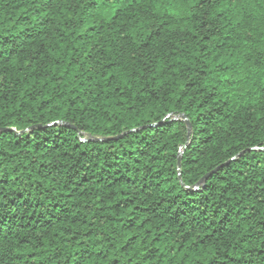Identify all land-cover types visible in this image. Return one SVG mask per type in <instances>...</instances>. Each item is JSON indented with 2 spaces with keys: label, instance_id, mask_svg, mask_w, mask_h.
<instances>
[{
  "label": "trees",
  "instance_id": "16d2710c",
  "mask_svg": "<svg viewBox=\"0 0 264 264\" xmlns=\"http://www.w3.org/2000/svg\"><path fill=\"white\" fill-rule=\"evenodd\" d=\"M254 148L264 0H0V264H264Z\"/></svg>",
  "mask_w": 264,
  "mask_h": 264
},
{
  "label": "water",
  "instance_id": "95a60500",
  "mask_svg": "<svg viewBox=\"0 0 264 264\" xmlns=\"http://www.w3.org/2000/svg\"><path fill=\"white\" fill-rule=\"evenodd\" d=\"M183 120H184V122H185V125H186V128H187V131H188V134H189V132H190V125H189V123H188V121L186 120V118L185 117H183ZM50 126H52V127H59V126H67L66 124H64V123H62V122H56V123H53V124H51ZM133 131H135V130H133ZM133 131H131V132H133ZM126 134V133H125ZM121 136H119V137H117V138H120ZM107 139H88V140H82V142H93V143H96V142H103V141H106ZM252 150H255V151H260V152H264V148H260V149H257V148H254V149H252ZM180 158H181V156L179 155V157H178V167H177V169H178V178H179V180H180V172H179V168H180ZM196 187L194 188V190L196 191Z\"/></svg>",
  "mask_w": 264,
  "mask_h": 264
}]
</instances>
